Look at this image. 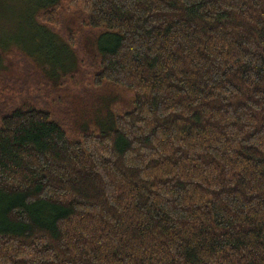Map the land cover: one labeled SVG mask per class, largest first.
I'll list each match as a JSON object with an SVG mask.
<instances>
[{"label":"trees","instance_id":"obj_1","mask_svg":"<svg viewBox=\"0 0 264 264\" xmlns=\"http://www.w3.org/2000/svg\"><path fill=\"white\" fill-rule=\"evenodd\" d=\"M10 5L0 264H264V0Z\"/></svg>","mask_w":264,"mask_h":264},{"label":"rangeland","instance_id":"obj_2","mask_svg":"<svg viewBox=\"0 0 264 264\" xmlns=\"http://www.w3.org/2000/svg\"><path fill=\"white\" fill-rule=\"evenodd\" d=\"M6 2L10 5V0H6ZM6 2L5 0H0V18H3L5 19V21H1L0 22V28H4L6 29L8 27V25H14V24H17V22H14L12 20H14L16 16H18V12H19V8H13V9H9L7 8L6 6ZM11 6V5H10ZM4 8V9H2ZM10 10V11H9ZM1 14L3 16H1ZM16 26V25H15ZM23 34V32H22ZM25 34V33H24ZM41 48L42 50L45 49V51H43L45 53L46 56L50 55L52 53L53 55V58L57 59V57H59V53L56 51V50H59L58 48L55 50L54 52V47H53V44H50V43H45L44 45H41ZM49 57V56H48ZM87 74V73H85ZM84 80H85V77H84ZM85 84V83H84ZM88 87V86H87ZM91 91L86 88V89H77L74 93L76 94H80V97L82 99V96L83 94H86V93H90ZM69 91H65V94H68ZM74 103V108L70 105H67V104H60L59 106V109L62 111V112H65V111H70L69 112H65L66 114L68 115H72L71 113L74 114V116L76 115L77 116V121H81V120H84V119H89V116L91 115V112L93 113V111H91L88 103H87V100L84 101L83 99L80 100V101H77L76 98L72 97L71 99ZM90 100V99H89ZM99 102H104V101H99ZM108 101L105 103V105H107ZM105 105L103 104L102 106L99 105L97 108H101L103 109L105 107ZM70 108H73L75 109V111L71 110ZM96 108V109H97ZM77 113V114H76ZM73 116V115H72ZM94 118H96V112L93 113L92 115V120H95Z\"/></svg>","mask_w":264,"mask_h":264}]
</instances>
